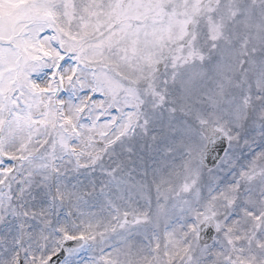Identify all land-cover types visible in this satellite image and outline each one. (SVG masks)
Returning a JSON list of instances; mask_svg holds the SVG:
<instances>
[{"label": "snow or ice", "instance_id": "1", "mask_svg": "<svg viewBox=\"0 0 264 264\" xmlns=\"http://www.w3.org/2000/svg\"><path fill=\"white\" fill-rule=\"evenodd\" d=\"M0 264H264V0H0Z\"/></svg>", "mask_w": 264, "mask_h": 264}]
</instances>
